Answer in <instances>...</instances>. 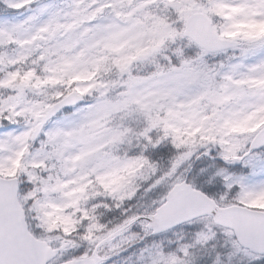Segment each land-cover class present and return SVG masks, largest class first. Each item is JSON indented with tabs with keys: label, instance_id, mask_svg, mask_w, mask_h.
Returning a JSON list of instances; mask_svg holds the SVG:
<instances>
[{
	"label": "snow or ice",
	"instance_id": "snow-or-ice-1",
	"mask_svg": "<svg viewBox=\"0 0 264 264\" xmlns=\"http://www.w3.org/2000/svg\"><path fill=\"white\" fill-rule=\"evenodd\" d=\"M0 264H264V0H0Z\"/></svg>",
	"mask_w": 264,
	"mask_h": 264
}]
</instances>
